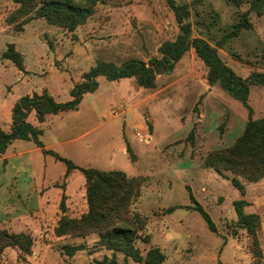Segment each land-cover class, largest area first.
Masks as SVG:
<instances>
[{
  "label": "rangeland",
  "instance_id": "374dc122",
  "mask_svg": "<svg viewBox=\"0 0 264 264\" xmlns=\"http://www.w3.org/2000/svg\"><path fill=\"white\" fill-rule=\"evenodd\" d=\"M175 1L187 7L184 22L192 37L216 48L238 76L264 73V11L253 9V0ZM19 9L12 0H0V129L7 132L20 98L47 89L56 101H69L74 85L99 62L150 63L181 32L167 0H100L74 32ZM9 44L22 54L25 74L3 59ZM97 81V91L86 93L77 110L48 116L41 124L35 112L30 114L28 121L43 130L45 149L79 167L122 171L140 180L131 209L145 224L136 243L144 257L158 249L162 264H264V178L251 183L207 167L211 153L241 137L249 109L209 84L208 68L194 50L171 74L159 75L153 89L140 87L134 78L100 76ZM248 105L253 119L264 118V86L251 89ZM66 172L64 163L44 155L33 140H17L0 155V229L34 240L32 255L8 248L0 264H97L105 258L140 264L106 249L98 234L86 239L55 235L64 215L63 196L67 217L88 211L84 176L74 170L65 177ZM239 200L248 202L246 213L260 217L255 237L239 224L234 206ZM80 243L86 249L73 258L60 251L64 244Z\"/></svg>",
  "mask_w": 264,
  "mask_h": 264
},
{
  "label": "trees",
  "instance_id": "16d2710c",
  "mask_svg": "<svg viewBox=\"0 0 264 264\" xmlns=\"http://www.w3.org/2000/svg\"><path fill=\"white\" fill-rule=\"evenodd\" d=\"M20 6V13L28 15L35 13L38 18L45 19L48 24L59 26L70 32L84 24L94 13L100 0H12ZM237 1V0H233ZM174 11L176 20L181 26V32L174 42L165 43L160 52V59H153L150 63L131 59L117 66L112 63L99 62L83 76V81L74 85L70 91L71 100L58 102L45 89L40 93H33L20 98L12 110V126L9 132L0 129V155L17 140L31 141L41 148L44 155L54 157L67 167L65 177L72 171L79 170L86 180V201L88 211L80 218L66 216V196H63L61 210L64 213L59 220L55 235L58 238L86 239L92 234H98L100 244L109 251L124 254L140 264H162L164 256L158 249L147 252L144 257L136 247L139 233L144 229V221L133 214L132 205L140 193L141 182L137 178H130L122 171H102L94 168H83L75 165L71 160L45 149L40 141L43 130L28 121L35 112L37 121L41 124L51 115H58L77 110L83 96L93 93L99 88L98 77L105 76L110 81L134 78L137 84L145 89H153L159 75L171 74L181 59L191 50L202 60L208 68V82L211 86H219L225 93L242 103L249 109V121L241 137L229 148L217 150L207 158V167L222 174L230 171L237 176L257 183L264 178V118L253 119L252 110L248 105L251 89L264 86V73L253 72L247 78L238 76L227 66L218 54L216 48L200 38L192 37L190 24L184 22L187 17V7L178 6L175 0H167ZM252 7L256 11H264V0H253ZM3 59L11 61L15 67L25 74L24 58L14 44H9L3 54ZM235 187L244 194V187L237 178L232 179ZM245 200L234 203L241 227L248 234L255 237L261 220L257 214H248ZM196 210L202 214L210 229L215 231V225L200 205ZM258 245V242H255ZM34 240L27 233H9L0 229V256L8 248H17L26 256L32 255ZM86 245L64 244L60 251L66 257L73 258L84 251ZM258 257L261 253L258 252ZM97 264H116L105 258Z\"/></svg>",
  "mask_w": 264,
  "mask_h": 264
},
{
  "label": "built area",
  "instance_id": "2783aa9c",
  "mask_svg": "<svg viewBox=\"0 0 264 264\" xmlns=\"http://www.w3.org/2000/svg\"><path fill=\"white\" fill-rule=\"evenodd\" d=\"M137 135H138L139 137H141V134H140V133H138Z\"/></svg>",
  "mask_w": 264,
  "mask_h": 264
}]
</instances>
